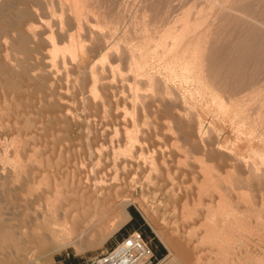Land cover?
<instances>
[{"label":"bare ground","instance_id":"1","mask_svg":"<svg viewBox=\"0 0 264 264\" xmlns=\"http://www.w3.org/2000/svg\"><path fill=\"white\" fill-rule=\"evenodd\" d=\"M24 66L27 70H19ZM2 74L11 93L18 86L19 95L39 94L48 116L61 126L72 119L78 126L68 96L77 99L78 107L73 108L84 112L87 120L93 115L98 119L100 110L108 114L115 104L109 116L115 120L103 117L108 125L116 121L112 127L120 126L115 129L116 145L110 146L113 133L107 134V151L96 142L95 129L93 133L88 127V134L84 129L88 143L77 146L60 134L61 128L57 135L67 144H52L58 139L54 136L44 151L48 154L31 159L30 148L28 160L19 156L15 132L8 134L13 140L8 138L6 147L3 142L1 153L8 165L0 169V264H35L67 248L84 253L105 243L130 220L127 208L132 204L151 220L168 251L158 264H238L247 253L249 234L263 237V221L258 218H264V0H0ZM18 75H25L29 83L14 84ZM133 90L129 96L127 91ZM128 103L133 106L134 126H127V117L125 125L118 111ZM209 112L231 123L233 140L225 137L220 142L216 125L204 126ZM147 116L154 117L156 126L153 120L152 126L148 123L151 129L145 126ZM139 121L145 124L136 126ZM38 134L35 138L42 139ZM224 176L238 189L250 191V207L244 200L239 205L245 208L235 203L231 179L228 183ZM182 178L192 185L199 182L196 190H183ZM149 184L170 193L167 202L172 205L196 202V209L189 206L191 201L188 205L195 209L193 217L185 210L189 222L181 221L172 231L159 227L146 208V197L134 199L139 190L142 198ZM249 213L259 216L261 222L255 223L260 230L250 225Z\"/></svg>","mask_w":264,"mask_h":264},{"label":"rangeland","instance_id":"2","mask_svg":"<svg viewBox=\"0 0 264 264\" xmlns=\"http://www.w3.org/2000/svg\"><path fill=\"white\" fill-rule=\"evenodd\" d=\"M25 68H27V67H23L22 69H19V70H27V69H25ZM20 71V72H21ZM5 72V71H4ZM22 73V72H21ZM23 74V73H22ZM1 77V79H2V81L0 80V82L2 83H0V85H2V87L1 88H3V89H1L0 88V155H1V161H2V163L0 162V169L2 168V167H4V165L6 166V165H8L7 164V161L3 158V156H2V154L1 153H3L2 151H4L3 150V146L4 147H6L7 145H9L10 144V141H9V139H10V137H8L9 135L10 136H12L13 134L11 133V132H15L14 133V135L12 136V138H14V137H16V141L19 143L18 145H19V147H20V154H19V156H21V155H23V158L22 157H20V158H22V159H24V160H28V158L30 159V156H31V159H33V158H35L37 155H38V153H39V155H40V153L41 154H43L42 152H44L45 150H49V148H50V146H52V144H53V142L54 141H59L60 143H64V144H67V142L66 141H64V139L68 136L69 137V140H70V142H68V143H72L73 142V140H75V142L74 143H76V145L77 146H79V144L80 143H82L81 145H83L84 144V146H86V144L88 143V142H86L87 140L84 138V137H86V136H84V135H86L85 133H87V132H89L90 130L88 129V127H90V129H91V131L93 130V129H95V130H93L94 132H96L95 134L97 135H95L96 137H99L98 138V140H97V138H96V142L97 141H99V144L98 145H102L103 147L102 148H105V145H106V148L104 149V150H106L107 149V145H108V149H109V147L110 146H112V144L114 145H116V142H115V138H116V126H120V125H116V126H114V127H112L113 125H114V122H115V124H116V121H114L113 123L111 122H109L110 124L108 125V119H110L111 117H112V114L113 113H115V111H116V106H115V104H112V108L115 110H113L112 108H111V110H110V108H109V112H108V114L106 115H104L102 112V114L100 113V111H99V113L98 112H95V114L96 113H98L99 115H97L98 117V119H96L97 121H99L100 120V122H96L95 123V118L93 117L94 115V113H92V117H90V118H88V120H87V118H85L86 117V115H85V113L84 112H82L80 109H78L77 107H78V102H77V99L75 98V97H72V96H68L69 97V104H72V103H74V104H72V105H70V109H71V113H72V116L74 117V118H76V119H78V126H76V123H75V121H73V119H72V121H69V123L68 124H65V123H62V126H61V123L60 122H56V120L50 115V117H51V119H50V117L48 116V113L46 112L47 111V109H46V107H45V102L43 101V100H41V97H40V95L39 94H37V93H35V94H33L34 92H32V91H30L31 92V94H33V95H35L36 97H34L33 95H31L30 94V92L29 91H27V93L28 94H30L29 96L28 95H26L25 93L23 94V93H21L20 95H19V91H15L16 90V88L18 87H15V88H13L14 90L12 91V93H11V87L9 88V87H7V85H8V82L7 81H4V80H7V78H6V76H4L3 74L2 75H0ZM5 78L4 80H3V78ZM21 77V78H20ZM19 78V79H18ZM18 78L17 77H15V79H16V81H14V82H16V83H14V84H21V85H24V84H28L29 82H25V80L26 79H24L25 78V75L24 76H19L18 75ZM17 79H18V81H17ZM20 79H22V81L20 80ZM10 80V79H9ZM3 81H4V84H6L5 85V87L3 86L4 84H3ZM6 82V83H5ZM24 83V84H23ZM116 83V82H115ZM114 83V85H116ZM20 88V87H19ZM5 89V90H4ZM8 92H7V91ZM87 90V89H86ZM127 90V88H125V91ZM129 90V89H128ZM1 91H2V93H1ZM4 91H6V93L4 92ZM14 91L15 92H18V93H14ZM9 92L12 94V97H10L11 96V94H9ZM128 93V95L130 96V94L131 95H133V93H135L134 92V90L133 91H131V93H130V91H127ZM133 92V93H132ZM4 93V94H3ZM124 93H126V92H123V94ZM139 93H141V92H139ZM7 94V95H6ZM87 93H85L84 95H86ZM19 96V98H18V96ZM25 95L26 96H28V97H31V96H33V97H31L32 99H28V97L26 98L25 97ZM128 95H124V96H126V97H128ZM13 96L17 99H20L21 97L20 96H22V97H25V98H21V100H23V101H21V100H15L14 98H13ZM6 98H7V100H6ZM11 98V99H10ZM35 98V99H34ZM40 98V99H39ZM34 99V100H33ZM36 99H38L39 101H37ZM2 100V101H1ZM5 100V101H4ZM26 100H28V101H26ZM33 100V101H32ZM35 100L37 101L36 102V105H35ZM40 100L41 101H43V105H42V103L40 104ZM71 101H72V103H71ZM73 101H76V103L75 102H73ZM15 104H14V103ZM17 102V103H16ZM19 102H21V103H25V104H27V103H30V105L32 104V102H34V104H32L31 106L32 107H29L30 105L29 104H27V105H29L28 106V108L26 109L25 108V106L27 107V105H24V104H22V106L20 105V103ZM27 102V103H26ZM39 105H38V104ZM3 104V105H2ZM8 104V105H7ZM16 104H18L17 106H19V107H17L16 106ZM76 104V105H75ZM15 105V106H14ZM38 105V107H37V110H36V106ZM115 107H114V106ZM127 105H129V103L128 104H126V106L124 107H120L119 109H118V111H119V114H121V115H124L125 116V119H126V122H125V125H127V122H128V119L130 120L129 122H131V120L133 121V106L132 105H130V107L129 106H127ZM73 106H74V108H75V106H77L76 107V110H74V108H73ZM23 109H22V108ZM130 109H128V108ZM32 108V109H31ZM43 109V110H40L39 111V109ZM45 108V109H44ZM124 110H123V109ZM128 109V110H127ZM18 110V111H17ZM20 110V111H19ZM24 110V111H23ZM30 110H32V111H30ZM79 110V111H78ZM107 109H105V111H106ZM121 110H123V111H121ZM127 110V112H129V113H125V111ZM132 110V111H131ZM45 111V112H44ZM108 111V110H107ZM122 113H121V112ZM131 111V112H130ZM13 112H15V113H13ZM24 112V113H23ZM32 112V113H31ZM82 112V113H81ZM113 112V113H112ZM6 113V114H5ZM44 113L46 114V115H44ZM132 113V114H131ZM209 113H211L210 115H209ZM208 113V115H207V113L205 114V116L207 117L208 116V118H206L205 116V118H204V122H206L205 123V127L207 128V127H209L210 125L213 127L214 126V124L216 125V126H214V128L215 127H217L216 129H215V134L216 133H218L217 134V137L219 138V140H220V142H225L227 139H225V137H227L230 141L231 140H233L234 139V134H232L233 133V131H232V129H231V127H229V125L231 126V123L230 122H224V121H222V117L220 118V116H219V114H215L214 112V114L212 113V112H209ZM31 114V115H30ZM126 114V115H125ZM130 114V115H129ZM12 115V116H11ZM24 115V116H23ZM36 115V116H35ZM40 115V116H39ZM84 115H85V117H84ZM100 115L102 116V118L100 117ZM14 116V117H13ZM44 116V117H43ZM96 116V115H95ZM106 116H108L107 118L108 119H104V117ZM109 116H111V117H109ZM132 116V117H131ZM36 117H37V121H36ZM128 119H127V118ZM130 117V118H129ZM217 117H219V119L217 118ZM26 118V119H25ZM30 118H31V120H30ZM33 118H34V120H33ZM38 118H39V120H38ZM48 118L50 119V120H48ZM52 118L54 119V120H52ZM146 118V117H145ZM212 118H214V119H217V122H215L216 120H214V119H212ZM86 119V121H84ZM91 119V120H90ZM93 119H94V123H93ZM102 119H104V124H103V120ZM146 119H148L149 120V117L147 116V118ZM144 120V118H142V120H144V122L146 123H144V122H137L135 125L136 126H140V124H141V126H143L144 124H145V126H149V128L151 129V126L152 125H154V126H156L154 123H155V121H154V117L152 116V118L148 121V120ZM30 120V121H29ZM41 120H43L42 122H41ZM45 120V121H44ZM47 120V121H46ZM89 120H90V122L91 123H89ZM110 120H112V119H110ZM109 120V121H110ZM113 120H115V119H113ZM112 120V121H113ZM141 120V121H142ZM151 120H153V121H151ZM211 120H212V122H211ZM4 121H6V122H4ZM26 121V122H25ZM40 121V122H39ZM48 121H50V124L52 125V127H51V125H50V127H51V129L49 128V125L47 124L48 123ZM14 122V123H13ZM28 122V123H27ZM36 124H34V123ZM40 123V126H39V123ZM54 122H56L57 124H59L58 125V128H57V124L56 123H54ZM74 122V123H73ZM102 122V123H101ZM106 122V123H105ZM129 122H128V125L127 126H129V125H131V126H134V124H133V122H131V124H129ZM153 122V124L151 125V123ZM208 122H210V123H208ZM223 122V123H222ZM6 123V124H5ZM8 123V124H7ZM12 123V124H11ZM44 124L43 125V127H41V125L42 124ZM45 123H46V126H45ZM98 123V124H97ZM100 123V124H99ZM138 123H140V124H138ZM148 123H150V125L148 124ZM211 123H213V124H211ZM80 124H82V126H80ZM86 126H85V125ZM87 124H89V125H87ZM92 124V125H91ZM111 124H113V125H111ZM207 124V125H206ZM27 125L30 127H27ZM55 125H56V127H55ZM66 127H65V126ZM67 125H70V126H68L67 127ZM84 125V126H83ZM91 125V126H90ZM93 125H96V126H93ZM104 125V126H103ZM1 126L4 128V129H7V131L9 132V129H10V132L8 133L6 130H4V129H1ZM5 126H8V127H10V128H6ZM12 126H19V127H12ZM20 126H21V128H20ZM32 126V127H31ZM35 126V128H33ZM38 126V128L37 129H39V131L36 129V127ZM45 126V127H44ZM101 126V127H100ZM108 126V127H107ZM110 126V127H109ZM122 126V125H121ZM226 126V127H225ZM40 127H41V129L42 130H45L48 134H46V132L45 131H42L43 133H41V129H40ZM48 127V128H47ZM53 127L54 128H57V130H58V132H57V130L56 129H53ZM65 127V128H64ZM84 127V128H83ZM93 127H96V128H93ZM103 127V128H102ZM107 129H106V128ZM224 127V128H223ZM14 128H15V130L16 131H14ZM21 129V132L18 130V129ZM44 128V129H43ZM61 128H62V131H61ZM98 128V129H97ZM100 128H102V129H100ZM104 128L106 129V130H108V131H105L104 130ZM112 129V128H114V129H112V130H109V129ZM219 128V129H218ZM223 128V129H222ZM13 129V130H12ZM24 129V130H23ZM27 129H28V131H27ZM30 129V130H29ZM35 130L36 132L34 133V131H32V130ZM46 129H49V132H48V130H46ZM64 129V130H63ZM67 129V131L66 132H64L65 130ZM69 129V130H68ZM86 130V132H85V130ZM87 129L89 130V131H87ZM228 129V130H227ZM12 130V131H11ZM52 130V131H51ZM54 130H55V133L56 134H54L53 132H54ZM61 132H60V131ZM84 130V134H82V131ZM96 130H98V131H96ZM104 131L103 133L105 134V136L107 137V139L106 140H104L106 137L104 136L103 137V133H102V131ZM115 130V131H114ZM218 130V131H217ZM222 130V131H221ZM18 131H19V133H21V134H19L18 133ZM26 131H27V133H26ZM30 131V132H29ZM92 131V132H93ZM100 131V132H99ZM109 131H110V133H109ZM112 131V132H111ZM6 132H7V134H6ZM17 132V133H16ZM22 132H23V134H22ZM50 132H52V133H50ZM59 132H60V134H65L64 136H65V138L63 137V135L61 136V135H57V134H59ZM68 132V133H67ZM92 132H91V135H92ZM93 132V133H94ZM11 133V134H10ZM29 133V134H28ZM38 133H40L41 134V136L43 137L42 139H40L41 137H39L38 138V136H40ZM45 133V134H44ZM67 133V134H66ZM98 133V134H97ZM99 133H101L102 135L100 136L99 135ZM109 133V134H108ZM113 133V134H112ZM9 134V135H8ZM21 136V135H24L25 137L27 136V134H28V136H27V138H25V140L26 139H29V140H27L28 141V144L26 145V142H24L25 140L23 139L24 138V136H22V137H20L19 135ZM38 135L37 136V138H35L36 136H34V135ZM43 134H44V136L46 135V137L44 138V136H43ZM49 134H50V136H49ZM54 134V135H53ZM88 134V133H87ZM110 135V134H112V137H114V138H112L111 136H108V135ZM232 134V135H231ZM7 135V136H6ZM16 135H18V136H16ZM31 135V136H30ZM57 135V136H56ZM80 135H83V136H80ZM99 135V136H98ZM49 136V137H48ZM55 136V138L57 137L58 139H52V137H54ZM220 136H221V138H220ZM18 137L20 138V139H22V140H19L18 139ZM32 137H34V138H32ZM60 137H63L62 139L60 138ZM80 137V138H79ZM82 137L84 138V140L82 139ZM103 137V138H102ZM109 137H111V139H112V141L113 142H111V139H109L108 140V138ZM9 138V139H8ZM10 139V140H13V139ZM30 138H32V140L34 139V141L36 140V143H34ZM60 138V139H59ZM77 138H78V141H76L77 140ZM39 139V140H38ZM44 139V140H43ZM46 139V140H45ZM48 139V140H47ZM73 139V140H72ZM100 139V140H99ZM113 139H115V140H113ZM19 140V141H18ZM24 140V141H23ZM42 144V146H45V147H41V144L38 142V141ZM43 140V141H42ZM53 140V141H52ZM61 140H63V141H61ZM66 140H68L67 138H66ZM71 140H72V142H71ZM80 140V141H79ZM86 140V141H85ZM107 140L110 142V146H109V144H107L108 142H107ZM20 141H21V143L23 142V144L21 145V143H20ZM33 143H32V142ZM44 141H46L45 143H44ZM48 141H52L51 143L52 144H50ZM101 141V142H100ZM104 141H105V143H104ZM2 142V143H1ZM3 142H4V145H3ZM8 144H7V143ZM31 142V143H30ZM57 142H55V143H57ZM80 142V143H79ZM84 142H86V143H84ZM46 144V145H44V144ZM78 143V144H77ZM101 143H103V144H101ZM177 143H180L181 144V142H176V144ZM6 144V145H5ZM25 144V145H24ZM34 144H35V146H34ZM50 144V145H49ZM180 144H177V146L178 145H180ZM3 145V146H2ZM28 145H32L31 147L29 146L28 147ZM38 145V146H37ZM39 145H40V147H39ZM48 145H49V148H48ZM25 146V148H24V150L22 149L23 147ZM28 148H27V147ZM22 147V148H21ZM42 148L40 151L41 152H39V150L37 149V148ZM30 148H34L33 150L35 151H33V154L31 153L32 152V149H30ZM111 148V147H110ZM5 149V148H4ZM26 149V150H25ZM27 149H28V151H27ZM30 149V150H29ZM35 149H37V150H35ZM44 149V150H43ZM47 150V151H48ZM23 151H25V152H23ZM27 151V152H26ZM30 151V154H32V155H30L29 156V154H26V153H28ZM107 151V150H106ZM37 152V153H36ZM46 152V151H45ZM45 152H44V156L46 155V154H48V153H46L45 154ZM36 153V154H35ZM24 155H27V157L26 156H24ZM38 155V156H39ZM32 156H33V158H32ZM51 157L52 156H54L53 154H51L50 155ZM4 160H5V162H4ZM3 162H4V164H3ZM3 165V166H2ZM1 171V170H0ZM154 176V175H153ZM224 178L226 179V182H228V180L229 179H231V180H229L230 181V185H231V183H232V178H229V177H226V176H224ZM229 178V179H228ZM186 179V181H184V180ZM188 178H182L180 181H182V183H184L183 185H182V189L184 190V188L186 189V190H191V189H193V187L195 188L194 190H196V188H197V186L199 185V182L197 183V182H195V184H193L192 185V183H194L191 179V181L192 182H190V181H188L187 180ZM186 182H188V183H186ZM189 183H190V186H188L189 185ZM229 183V182H228ZM227 183V184H228ZM196 184H197V186H196ZM152 186H150V184L148 185V186H146L147 188H145L144 189V191L143 192H145V190L147 191L148 190V192H145L143 195L144 196H142V198L140 197L141 196V192H140V190L139 191H137L136 193L137 194H135L134 196V199H144L143 197H146L145 199V201H146V206H147V203H148V206L146 207L147 208V210H148V212L150 213V215H154L155 217V219H156V221H157V223H159L158 224V226L159 227H163V228H166V229H171L172 227L174 228V227H176V226H181L184 222L186 223V221H188L189 222V218H191V217H193V215L191 216V214L194 212V210L196 209V208H198V206L197 205H194L193 203H196V202H194L193 200H189L188 201V205H189V202H190V205L189 206H193L194 205V207L193 208H195L194 210H193V208L192 207H190L189 208V206L188 205H185V204H187V203H185V204H179V205H172V204H170V203H172V202H167V200H169L170 198H171V195H170V193L169 194H165V191L163 192L162 190H160V192H158L159 191V186L158 185H155V184H151ZM154 185H155V187H154ZM190 188V187H192V188H188L187 186ZM195 185V186H194ZM229 185V184H228ZM232 185H233V183H232ZM187 188H186V187ZM157 187V188H156ZM233 188H231V194H233V192L234 193H236V194H233V199L235 198V199H237L238 198V201L237 200H235V203L236 204H238V206H240V205H242L243 206V208H245L244 207V205H243V203L241 204L240 203V205H239V201L241 200V201H243V202H247L246 204H245V206L246 207H250V205H248V204H251V197L249 196L250 195V191L246 188V189H243V188H241V189H238L237 187H235L234 185L232 186ZM234 187H235V189H234ZM150 188V189H149ZM154 188V189H153ZM230 188V187H229ZM236 190V192L234 191V190ZM240 191H238V190ZM246 190V191H245ZM248 190V191H247ZM156 191H157V193H156ZM192 191V190H191ZM243 191V192H242ZM245 191V192H244ZM162 192V193H161ZM242 192V193H241ZM148 193V194H147ZM159 193V194H158ZM161 194V195H160ZM239 196H238V195ZM235 195H236V197H235ZM240 196H241V198H240ZM249 197V198H248ZM240 198V199H239ZM136 199V200H137ZM249 199V200H248ZM248 202H250V203H248ZM181 205H185V206H181ZM181 206V207H180ZM189 209H191L192 208V212L191 211H189L188 210V208ZM196 206V207H195ZM150 207V208H149ZM184 207H186V209H184L183 210V208ZM241 207V206H240ZM152 208V209H151ZM150 209V210H149ZM183 210V211H182ZM188 211L189 213H187L186 211ZM127 211L129 212V214H130V220L123 226V227H121L114 235H113V237H111L109 240H107L105 243H103V244H101V245H99V246H96V247H93V248H91V249H89V250H87L86 252H84V253H81V254H79V253H76L75 252V250L74 249H72V248H67V249H64V250H62L61 252H58V253H54V254H52V255H50V256H48L47 258H42V259H40L39 261H37L35 264H88L92 259H94V258H96V257H99L100 255H101V253H103V252H105L106 250H108L116 241H118V240H120L121 238H123L126 234L125 233H122V230H125V228H127L126 226L130 223V221L132 220V219H137V222H143V224L144 225H140V228H141V231L145 234V237H143L152 247H153V249H154V252H155V255L157 256V258H158V260L159 261H161V260H164V258L167 256V254H168V251H167V249L165 248V246H164V244L160 241V239L157 237V235L154 233V231L152 230V227L150 226V221L151 220H148V218L145 216V214L143 213V211L140 209V207L138 206V204H132V205H130L128 208H127ZM155 211V212H154ZM181 211L182 212H184V213H181ZM153 213V214H152ZM185 213H187V215L188 214H190V215H188V216H190L189 218H186V217H188V216H186L185 215ZM181 214L183 215L184 214V216H182V217H185V219H187V220H185L184 218H182L181 217ZM249 214H251L250 216H248V214H247V216H248V218H250L249 219V223H250V225L251 226H253V228H254V226H255V228L257 229V228H259L260 227V225H261V230H260V228L258 229V230H260V232H263V237H261V239H260V237L258 236H255V234L253 235V234H249L250 236H248L249 237V242L250 243H248L249 244V246H247V253L245 254V255H243V256H247V254H249L248 256L250 257H241V259H240V262L243 264V261L246 259V258H248V259H246L244 262H245V264H247V263H249L250 262V260H251V262L249 263V264H253V263H258V264H263L262 263V260H264L263 258H264V253H263V251H264V243L263 242H261V241H264L263 240V238H264V230H262L263 228H264V218L263 217H259V216H252V214L253 213H249ZM136 215L138 216V217H136ZM256 217V218H255ZM259 217V218H258ZM255 218V219H254ZM257 218L258 219H260L261 221H263L262 223H260L261 221L259 220H257ZM158 219V220H157ZM184 221H183V220ZM252 219V220H251ZM251 220V221H250ZM256 220V221H255ZM183 223H182V222ZM258 221V222H257ZM253 222L255 223V222H257V223H260V225L259 224H257V223H255V224H257V225H255V224H253ZM181 223V224H180ZM252 223V224H251ZM167 224V225H166ZM136 225L137 224H133L132 225V228L133 229H131V230H127L128 232L127 233H129V232H131L132 230L133 231H135L136 230ZM166 225V226H165ZM259 225V226H258ZM263 225V226H262ZM257 226V227H256ZM263 227V228H262ZM256 229H254V230H256ZM170 231H172V229L170 230ZM257 237V238H256ZM251 238H252V240H251ZM256 240H255V239ZM259 240H261V241H259ZM253 241V242H252ZM257 243H255V242ZM258 241H259V243H258ZM260 243H263V244H260ZM253 244V245H252ZM259 244V245H258ZM257 246V247H255V246ZM251 246V247H250ZM253 246V247H252ZM259 246V247H258ZM261 246V247H260ZM263 247V248H262ZM258 248H260V249H258ZM252 249H254V251H252ZM164 251V255H163V257H158V253H160L161 251ZM263 250V251H262ZM248 251H249V253H248ZM260 251H261V253H260ZM261 255H260V254ZM263 253V254H262ZM252 254H253V256H254V258L252 257ZM255 254V255H254ZM259 254V255H258ZM54 255V256H53ZM251 255V256H250ZM257 256H259V257H257ZM260 256H261V258H260ZM52 257V258H51ZM255 257H257V258H255ZM252 258L254 259V260H252ZM242 259H244L243 261H241ZM255 259H256V261H255ZM257 259H260V260H257ZM246 261H247V263H246ZM258 261V262H257ZM260 261H261V263H260ZM239 262V263H240ZM165 262H163V264H164ZM238 263V264H239ZM240 263V264H241Z\"/></svg>","mask_w":264,"mask_h":264},{"label":"built area","instance_id":"3","mask_svg":"<svg viewBox=\"0 0 264 264\" xmlns=\"http://www.w3.org/2000/svg\"><path fill=\"white\" fill-rule=\"evenodd\" d=\"M150 244L137 231L116 241L88 264H158Z\"/></svg>","mask_w":264,"mask_h":264},{"label":"trees","instance_id":"4","mask_svg":"<svg viewBox=\"0 0 264 264\" xmlns=\"http://www.w3.org/2000/svg\"><path fill=\"white\" fill-rule=\"evenodd\" d=\"M136 217H138V216L136 215ZM134 223L137 224V225H136L137 228H136L135 231L139 232V233L141 234L142 238L145 237V234L141 231V228H140V225H144V224H143V222H141V221H140V222H137V219H132V220L130 221V223L126 226L127 228H125V230H122V233H125V234L127 235V234H129V233H131V232H134V231L132 230L131 232L127 233V232H128L127 230H131V229H133V228H132V225H133ZM126 235H125V236H126ZM125 236H124V237H125ZM143 239H144V238H143ZM144 240H145V239H144ZM145 241H146V240H145ZM150 246H151V245H150ZM151 249H152V251H153V253H154V255H155V252H154V249H153L152 246H151ZM157 255H158V257H160V258L163 257V255H164V251L162 250V251H161L160 253H158ZM155 257L157 258L156 255H155ZM157 260H158V258H157Z\"/></svg>","mask_w":264,"mask_h":264}]
</instances>
